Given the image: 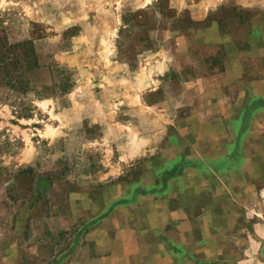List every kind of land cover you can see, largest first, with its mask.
<instances>
[{
    "label": "rangeland",
    "instance_id": "rangeland-1",
    "mask_svg": "<svg viewBox=\"0 0 264 264\" xmlns=\"http://www.w3.org/2000/svg\"><path fill=\"white\" fill-rule=\"evenodd\" d=\"M2 39L0 264H264V0H0Z\"/></svg>",
    "mask_w": 264,
    "mask_h": 264
},
{
    "label": "trees",
    "instance_id": "trees-1",
    "mask_svg": "<svg viewBox=\"0 0 264 264\" xmlns=\"http://www.w3.org/2000/svg\"><path fill=\"white\" fill-rule=\"evenodd\" d=\"M23 44H25V43L10 44V43L6 42L5 39H2V42L0 44V63L2 62L1 58L7 57L6 53L10 52L9 50L11 48H18L20 46H23ZM29 51L31 52L32 56L29 59L28 64H32V66L34 67L37 65V59L34 56V54L32 53V50H29ZM27 53L24 54L25 56L23 57V59H25L28 56ZM1 74H3L2 79H4L7 83H9L12 86L20 85V87H23L27 82L26 78L20 77L19 73L15 74V73H10L8 71H5L4 73H1Z\"/></svg>",
    "mask_w": 264,
    "mask_h": 264
}]
</instances>
